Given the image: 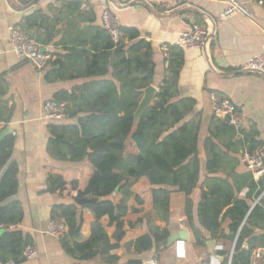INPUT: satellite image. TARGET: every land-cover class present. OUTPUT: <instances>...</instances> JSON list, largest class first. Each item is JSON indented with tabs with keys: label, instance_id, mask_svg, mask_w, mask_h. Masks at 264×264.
<instances>
[{
	"label": "trees",
	"instance_id": "16d2710c",
	"mask_svg": "<svg viewBox=\"0 0 264 264\" xmlns=\"http://www.w3.org/2000/svg\"><path fill=\"white\" fill-rule=\"evenodd\" d=\"M82 4L63 2L53 19L38 10L26 16L22 26L34 34L38 45L48 47L66 13L72 17L67 24L72 28L77 18L95 20L91 11L81 10ZM67 43V55L52 63L47 81L91 80L58 92L52 100L65 103L66 118L76 123L50 125L47 152L57 161L83 164L80 170H53L47 179V193L73 202L56 205L51 213L52 220H63L67 227L60 240L66 254L75 264H89L99 257L116 264L124 251L141 256L166 248L172 211L180 207L198 247H206L207 232L212 240L235 242L231 260L229 250L217 252L224 258L222 264H250L252 252L264 247V209L251 205L264 191V177L256 181L251 173L237 174V158L230 153L237 154L243 142L250 152L264 146L258 132L242 131L244 141H237L229 120L213 117L203 145L208 177L201 186L196 224L192 195L201 177L202 117L196 113L195 99L180 97L184 49L170 47L159 91L136 121L144 90L155 77L151 44L128 27H119L115 41L104 26L81 28ZM10 120L0 106V124L7 126ZM14 146L12 135L0 141V229L6 230L0 235V264H22L27 261L26 248L34 247L32 236L9 230L24 219L21 203L2 206L20 187L17 164L8 165ZM244 191L246 196L241 197ZM85 198L100 199L93 212L78 205L77 200ZM161 222L167 227L161 228ZM225 222L229 235L223 229ZM126 264H142V259Z\"/></svg>",
	"mask_w": 264,
	"mask_h": 264
},
{
	"label": "crops",
	"instance_id": "0c3cea01",
	"mask_svg": "<svg viewBox=\"0 0 264 264\" xmlns=\"http://www.w3.org/2000/svg\"><path fill=\"white\" fill-rule=\"evenodd\" d=\"M82 2L84 12L91 11L94 21L77 18L72 26H68L69 17L57 26V35L45 49L51 55L47 68L37 70L28 62L20 61L13 50L11 28L22 26L26 16L41 10L50 18L61 13L63 2ZM228 0H112L111 9L117 18L119 27L135 28L141 33V39L152 46L155 62L153 84L159 91L168 63L166 54L161 50L164 43L175 45L182 32L190 30L194 25L215 27L216 35L206 51L200 49H184L185 63L181 70L179 92L181 98H193L197 101L196 113L201 114L202 128L200 132L201 177L199 188L193 193V212L198 224L197 210L201 198V186L208 177L206 172L207 157L203 149L205 139L213 117L210 93L217 92L228 98L236 106L242 116V129L237 131V141H244L242 131L258 132V140L264 141V75L248 74L243 68L249 59L258 55L264 46V1L241 0L251 12L252 19L236 15L221 19ZM65 14V12H64ZM75 16L80 15L78 13ZM86 17V16H84ZM78 25V27H77ZM103 26L102 6L100 0H0V104L11 116L3 131L10 129L15 138V146L8 163H16L19 170L20 187L17 195L6 202L17 201L24 210V219L16 227L9 229L21 231L32 236L37 256L22 264H75L72 257L66 254L59 240L49 236L46 231L51 218L52 209L60 204H73L70 200H59L47 193V179L53 170H80L83 164L57 161L48 154L47 146L51 137L49 126L52 124H75L76 121L65 118L62 121L45 119L44 105L54 99L62 91H70L91 79L72 81H47V74L52 70V63L67 55L70 44L67 40H75L82 28ZM67 43V44H65ZM128 43V42H127ZM90 50V44L86 46ZM220 118V117H219ZM248 150L244 144L238 148L237 174H250L251 171L241 162V154ZM7 168V167H6ZM6 168L4 170H6ZM252 174V173H251ZM224 177L225 174H219ZM213 177V176H209ZM246 196V191L241 197ZM255 206V201L251 203ZM81 211V209H79ZM181 208L172 211V219L168 229L172 235L187 231L188 238H178L166 248L152 250L141 256H134L124 251L123 258L116 264H126L132 259L155 258L160 264H222L224 258L218 251H234L235 242L228 240H212L205 232L208 242L214 241V249L196 245L193 232L187 226L186 217ZM166 228V223L158 224ZM229 222L223 229L227 235ZM4 233L6 232L5 229ZM3 233V234H4ZM262 233V232H260ZM1 234V235H3ZM89 264H108L103 258H97Z\"/></svg>",
	"mask_w": 264,
	"mask_h": 264
},
{
	"label": "built area",
	"instance_id": "2783aa9c",
	"mask_svg": "<svg viewBox=\"0 0 264 264\" xmlns=\"http://www.w3.org/2000/svg\"><path fill=\"white\" fill-rule=\"evenodd\" d=\"M112 0H100L102 6V24L112 34L115 41L119 39V25L117 18L113 15L111 9ZM236 15H242L248 19H252L251 12L246 8L241 0H228L226 9L221 15V19H228ZM11 38L13 50L20 61H25L33 65L37 70L43 71L47 68L51 55L43 52L42 48L31 37L23 26L11 28ZM216 35L215 27L194 25L190 30L180 34L178 42L175 44L183 49H200L206 51L212 44ZM172 44L164 43L161 50L164 54H168ZM244 73L264 75V46L263 50L251 57L243 68ZM210 103L214 115L220 118H227L231 126L236 131L242 129V116L236 106L228 98L217 92L210 93ZM65 103L47 102L44 105L45 119L50 121H62L66 118ZM241 162L251 171L256 181L264 177V146L255 148L253 151H244L241 154ZM259 205L264 209V191L256 199L255 206ZM46 233L61 240L67 233V227L63 220H51ZM231 253L230 260L232 259ZM37 256L34 247L28 246L24 252L26 260H31ZM8 264H14L12 262ZM142 264H160L155 258L149 257L142 260ZM250 264H264V247L256 248L251 255Z\"/></svg>",
	"mask_w": 264,
	"mask_h": 264
},
{
	"label": "water",
	"instance_id": "95a60500",
	"mask_svg": "<svg viewBox=\"0 0 264 264\" xmlns=\"http://www.w3.org/2000/svg\"><path fill=\"white\" fill-rule=\"evenodd\" d=\"M31 37H34V34L33 33H30V32H27ZM43 52H46L45 49H43ZM157 94V89L154 87V86H149L148 88H146L144 90V96L139 104V107L135 113V119L136 121H139L141 116L143 115L144 111L146 109H148L152 102L154 101V98ZM11 130L10 129H7L5 131H3L1 134H0V141H2V139L7 136V135H10L11 134ZM5 170L2 172V175L4 174ZM1 175V176H2ZM100 201L99 198H85V199H79L77 200V203L79 206H82L90 211H94L95 209V205ZM6 205V203H4L2 206ZM4 233V230L3 229H0V235ZM178 238H182V239H187L188 238V234H187V231H181L179 233V235H172L169 237L168 239V244L170 245L171 243H173L174 241H176ZM207 246L209 248H212L214 249V246H215V242L214 241H210L207 243Z\"/></svg>",
	"mask_w": 264,
	"mask_h": 264
}]
</instances>
